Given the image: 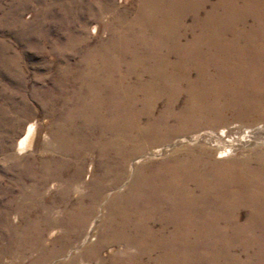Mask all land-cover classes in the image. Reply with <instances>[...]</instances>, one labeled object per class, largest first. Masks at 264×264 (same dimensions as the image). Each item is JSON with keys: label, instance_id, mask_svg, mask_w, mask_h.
I'll return each mask as SVG.
<instances>
[{"label": "bare ground", "instance_id": "bare-ground-1", "mask_svg": "<svg viewBox=\"0 0 264 264\" xmlns=\"http://www.w3.org/2000/svg\"><path fill=\"white\" fill-rule=\"evenodd\" d=\"M120 17L108 40L85 52L78 108L65 118L106 135L97 150L106 160L104 179L91 203L121 186L126 157L136 162L146 142L205 123L217 101L241 118L264 112V0H139L130 20ZM127 140L139 145L126 149ZM185 156L165 158L170 165H130L127 189L105 202L100 236L85 261L264 264V158L208 165ZM188 234L204 240L181 239ZM108 248L119 249L103 255Z\"/></svg>", "mask_w": 264, "mask_h": 264}, {"label": "rangeland", "instance_id": "rangeland-1", "mask_svg": "<svg viewBox=\"0 0 264 264\" xmlns=\"http://www.w3.org/2000/svg\"><path fill=\"white\" fill-rule=\"evenodd\" d=\"M138 3L0 0V264H97L85 261L90 255L86 248L100 236L105 202L127 189L132 164L170 165L164 159L175 152L200 156L208 165L230 159L253 164L264 158V112L258 119L241 118L217 101L205 123L146 142L136 162L126 157L121 186L105 189L107 198L91 203L89 195L104 179L101 165L106 160L97 150L106 135L82 125L80 118L68 124L65 118L78 108L74 96L85 52L108 40L120 15L130 20ZM185 18L190 24L192 17ZM116 142L107 137L112 148ZM124 145L131 149L139 144L127 140ZM158 148V154H149ZM188 156L184 160L190 161ZM181 239L190 243L204 237ZM115 251L108 248L103 255Z\"/></svg>", "mask_w": 264, "mask_h": 264}]
</instances>
